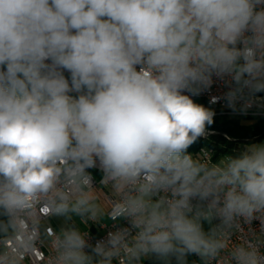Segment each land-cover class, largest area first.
<instances>
[{"label":"clouds","instance_id":"clouds-1","mask_svg":"<svg viewBox=\"0 0 264 264\" xmlns=\"http://www.w3.org/2000/svg\"><path fill=\"white\" fill-rule=\"evenodd\" d=\"M214 76L234 111L264 107V0H0V264L35 246L39 204L131 225L93 244L68 223L46 264H264V143L187 152L213 123L192 97ZM241 218L259 233L233 241Z\"/></svg>","mask_w":264,"mask_h":264},{"label":"built area","instance_id":"built-area-1","mask_svg":"<svg viewBox=\"0 0 264 264\" xmlns=\"http://www.w3.org/2000/svg\"><path fill=\"white\" fill-rule=\"evenodd\" d=\"M227 80L228 78L222 80L214 76L211 87L202 91L198 96H193L192 99L195 103L201 104L205 108L212 110L214 112V117L222 116L226 117L227 119L244 121H256L259 118H264V107L253 105L247 110V112H242L239 110V104L237 105V110L235 111L228 105L227 101L224 99V96L232 85L231 83H227ZM257 95L264 97V93H259ZM205 133H209L211 137L219 135L217 132L207 129ZM223 137L227 140H230L225 135H223ZM235 142L239 141L236 140ZM202 151L208 152L210 154L212 162L214 163L219 162L223 158L222 155L216 152L208 151L205 148L197 153L189 154H191L193 157H196ZM238 151L241 152L239 148ZM88 171L91 173V176L93 178V186L98 188L101 185L103 176L102 170L97 165V167L89 169ZM196 203L197 200H193V204ZM53 216L54 215L49 210V208L44 206L43 204L37 205L35 211L29 213L25 227L30 231L31 236L35 241V246L31 249L27 257H22L23 264H46V257L49 254L48 238L53 237L57 233L55 228L49 223V220ZM93 223L95 224V227H97V229L101 231L100 234H94L91 231L86 230L89 233L90 242L93 244L98 240L105 239L107 233L114 229L131 227L129 221L126 219H119L118 221L108 220V222L100 221ZM213 223H219V220H214ZM260 227L261 225L259 219H253L250 224H247L241 218L239 222V231L233 234L232 239L233 241H235L237 236L248 233L249 229H252L254 232L259 233ZM10 244V240L0 237V247ZM191 264H203V261L200 259V257L194 254ZM213 264H216V261H213Z\"/></svg>","mask_w":264,"mask_h":264},{"label":"trees","instance_id":"trees-1","mask_svg":"<svg viewBox=\"0 0 264 264\" xmlns=\"http://www.w3.org/2000/svg\"><path fill=\"white\" fill-rule=\"evenodd\" d=\"M206 129L213 130L219 134L213 137L210 136L209 141H206V144L212 146L216 153L220 155H237L240 151H233L231 149L233 147V142L236 140L244 142L264 138L262 137L264 135V118L257 119L253 124H245L244 120H233L218 116L213 117V123L210 126H206ZM223 135L235 141L227 140ZM197 140H199V138ZM200 145H203V143H193L188 148L187 152L193 149L196 150ZM142 264H163V261L153 256L144 259Z\"/></svg>","mask_w":264,"mask_h":264},{"label":"crops","instance_id":"crops-1","mask_svg":"<svg viewBox=\"0 0 264 264\" xmlns=\"http://www.w3.org/2000/svg\"><path fill=\"white\" fill-rule=\"evenodd\" d=\"M64 74L70 76V74H69L67 71H65ZM75 94H76V93H72V95H75ZM99 187H101V185H100ZM99 187H98V188H99ZM106 190H107V189H105V191H106ZM72 222H76L77 226L81 227L83 230H89V231H91V232L94 233V234H100V232H101L99 229H97V227H95V224H94L93 222H91V221L88 222L87 225L81 224V223H80V220H79L78 217H77V218H73L72 221H66V220L63 219V218H57V217L53 216V217L49 220V223L55 228V230H56L57 232L60 230V228H61L62 226H65L66 224H68V223H72ZM101 222H108V220H104V221H101ZM192 256H193V255H192ZM192 258H193V257L190 258V261H189L188 264H191ZM163 264H164V262H163ZM171 264H176L175 260H173V261L171 262Z\"/></svg>","mask_w":264,"mask_h":264},{"label":"rangeland","instance_id":"rangeland-1","mask_svg":"<svg viewBox=\"0 0 264 264\" xmlns=\"http://www.w3.org/2000/svg\"><path fill=\"white\" fill-rule=\"evenodd\" d=\"M66 77H70L68 75L65 74ZM254 121L252 120H249V121H245V124H253ZM197 144L199 143H203V144H206V141H203L202 139H199L196 141ZM251 143H264V138L263 139H260V140H252V141H244V142H233V147L231 148L233 151L234 150H238V148L242 151L244 149V147L248 144H251ZM224 156H229V155H224ZM204 229L205 231H207L209 229V225L207 224V222H204ZM192 255L194 254H190L187 256L186 260H187V264L189 263L190 261V258L193 257Z\"/></svg>","mask_w":264,"mask_h":264},{"label":"bare ground","instance_id":"bare-ground-1","mask_svg":"<svg viewBox=\"0 0 264 264\" xmlns=\"http://www.w3.org/2000/svg\"><path fill=\"white\" fill-rule=\"evenodd\" d=\"M209 137H210V134L209 133H205V135L200 137L199 139H202L203 141H209ZM204 148L206 150H208V151L215 152L214 148L212 146H209L207 144H203V145L198 146V148L196 150L195 149H193L192 151L189 150L188 153H197V152H199L200 150H202ZM222 157H225V156L222 155Z\"/></svg>","mask_w":264,"mask_h":264},{"label":"water","instance_id":"water-1","mask_svg":"<svg viewBox=\"0 0 264 264\" xmlns=\"http://www.w3.org/2000/svg\"><path fill=\"white\" fill-rule=\"evenodd\" d=\"M262 137H264V135L262 136ZM231 141H234V140H232V139H230Z\"/></svg>","mask_w":264,"mask_h":264}]
</instances>
